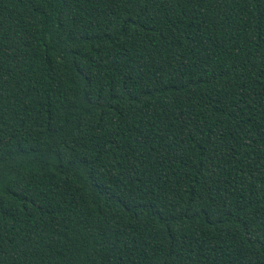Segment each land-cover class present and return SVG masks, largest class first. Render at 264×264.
I'll return each mask as SVG.
<instances>
[{
    "label": "trees",
    "instance_id": "16d2710c",
    "mask_svg": "<svg viewBox=\"0 0 264 264\" xmlns=\"http://www.w3.org/2000/svg\"><path fill=\"white\" fill-rule=\"evenodd\" d=\"M0 264H264V0H0Z\"/></svg>",
    "mask_w": 264,
    "mask_h": 264
}]
</instances>
